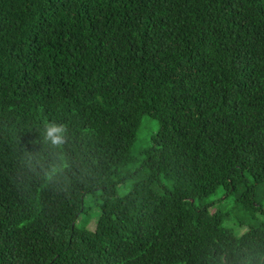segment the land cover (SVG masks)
Instances as JSON below:
<instances>
[{
  "label": "trees",
  "instance_id": "trees-1",
  "mask_svg": "<svg viewBox=\"0 0 264 264\" xmlns=\"http://www.w3.org/2000/svg\"><path fill=\"white\" fill-rule=\"evenodd\" d=\"M261 191L264 0H0V264H235Z\"/></svg>",
  "mask_w": 264,
  "mask_h": 264
},
{
  "label": "clouds",
  "instance_id": "clouds-1",
  "mask_svg": "<svg viewBox=\"0 0 264 264\" xmlns=\"http://www.w3.org/2000/svg\"><path fill=\"white\" fill-rule=\"evenodd\" d=\"M43 142L49 148L56 150L62 155L64 147L68 143V129L63 124L47 123L43 128ZM67 163L52 165L49 169L44 170L45 180L52 182L60 174ZM235 264H264V253H255L247 248L237 246L235 252ZM222 264V262H221Z\"/></svg>",
  "mask_w": 264,
  "mask_h": 264
},
{
  "label": "rangeland",
  "instance_id": "rangeland-1",
  "mask_svg": "<svg viewBox=\"0 0 264 264\" xmlns=\"http://www.w3.org/2000/svg\"><path fill=\"white\" fill-rule=\"evenodd\" d=\"M156 131H157V122L153 119L149 120L147 117H144L142 119V122H141V128H140V131L138 133V137L135 140L134 145L131 149L134 156L139 157L138 153L143 148L148 146L149 137L151 135H153ZM138 164H139L138 162L133 164L132 168L138 166ZM129 183H130V181H129ZM126 189H128V188L121 186L119 189V193L124 194L126 192ZM259 196L260 197L257 198V203L260 205L262 210H264V191H261ZM225 201H226L228 207H231L233 205V200L231 198H228ZM86 202H87L86 204L92 203V201L89 200L88 198H86ZM248 217H250L251 219H256L257 221H264V213H261L260 211L254 213V215L248 214L245 216V218H243L245 220V224L241 227H238L237 228L238 230L240 229L241 231H243V230L245 231L248 229L250 224L253 223V221L251 219H249ZM95 222H96V218L93 216V217H90L88 221L82 220L81 224L90 228V229H93L95 227Z\"/></svg>",
  "mask_w": 264,
  "mask_h": 264
}]
</instances>
